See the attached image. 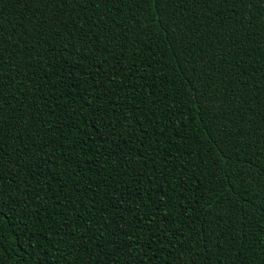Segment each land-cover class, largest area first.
<instances>
[{"label": "trees", "instance_id": "trees-1", "mask_svg": "<svg viewBox=\"0 0 264 264\" xmlns=\"http://www.w3.org/2000/svg\"><path fill=\"white\" fill-rule=\"evenodd\" d=\"M0 264H264V0H0Z\"/></svg>", "mask_w": 264, "mask_h": 264}]
</instances>
